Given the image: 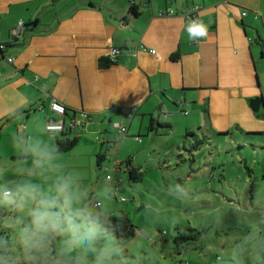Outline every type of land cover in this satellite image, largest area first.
Masks as SVG:
<instances>
[{"label": "crops", "instance_id": "obj_1", "mask_svg": "<svg viewBox=\"0 0 264 264\" xmlns=\"http://www.w3.org/2000/svg\"><path fill=\"white\" fill-rule=\"evenodd\" d=\"M195 6L200 26L183 15ZM199 27L205 35L191 31ZM263 43L264 0H0V44H7L0 51V136L55 143V132L45 130L52 98L67 116L89 114L75 132L95 162L98 153L110 160L102 148L116 123L128 135L160 136L201 129L205 115L217 132L233 124L260 131L264 113L255 114L248 100L260 96L264 107ZM113 47L120 52L101 66ZM162 108L172 120H162ZM151 118L169 130L149 132ZM116 160L111 166L120 172Z\"/></svg>", "mask_w": 264, "mask_h": 264}, {"label": "rangeland", "instance_id": "obj_2", "mask_svg": "<svg viewBox=\"0 0 264 264\" xmlns=\"http://www.w3.org/2000/svg\"><path fill=\"white\" fill-rule=\"evenodd\" d=\"M257 112L263 114L264 107ZM191 118L198 121L193 113ZM199 120L201 129L196 126L189 133L165 132L160 136L132 132L124 136L112 127L111 141L102 148L110 160L104 159L101 167L94 156L88 160L79 146L85 141L84 135L74 149L62 153L63 171L71 172L89 190V199L100 191L108 192V215L124 212L138 227L122 244L123 255L117 257L120 264H230L231 253L240 246L249 225L264 229V221L259 219L264 217V196L252 203L257 188L264 186V136L249 138L234 124L225 129L230 134L220 135L211 118L204 115ZM19 138L26 141L22 135L0 136V169L7 166L9 181L22 163L17 156L19 146L13 145ZM34 140L48 144L45 137ZM128 159L144 170L142 181L128 179ZM113 160L121 162L120 172L114 168L119 164L111 166ZM107 174L113 176V183ZM115 184L119 187L117 198L113 195ZM6 212L2 218L15 215ZM176 224L180 229L200 231L197 249L176 252L171 238ZM5 230L14 237L13 228Z\"/></svg>", "mask_w": 264, "mask_h": 264}, {"label": "clouds", "instance_id": "obj_3", "mask_svg": "<svg viewBox=\"0 0 264 264\" xmlns=\"http://www.w3.org/2000/svg\"><path fill=\"white\" fill-rule=\"evenodd\" d=\"M191 31L206 34L203 27ZM13 145L19 146L22 163L11 181L7 166L0 169V207L15 215L0 218V230L11 227L15 235L0 237V264H120L123 246L105 227L109 193L89 199V190L63 171L58 144L19 138ZM262 196L264 186L257 188L252 203ZM230 264H264V229L249 225Z\"/></svg>", "mask_w": 264, "mask_h": 264}, {"label": "trees", "instance_id": "obj_4", "mask_svg": "<svg viewBox=\"0 0 264 264\" xmlns=\"http://www.w3.org/2000/svg\"><path fill=\"white\" fill-rule=\"evenodd\" d=\"M129 12L133 15H137L139 13V9H138L137 5L132 4L129 7ZM4 45H5L4 47L7 46V44H4ZM262 45H263V52H262V54H263L264 53V43ZM0 51H2L1 48H0ZM111 62L112 61L108 58V56L106 58L102 57L99 59V64L101 66H107ZM261 103H262V100H261ZM160 114L163 116V114L161 112H160ZM170 114L171 113L169 112V114L166 117H168ZM255 114L258 115V112ZM161 126L164 127L167 125L161 124L160 122L151 118L148 130H149V132L150 131H157L159 129V127H161ZM237 128H239V127L237 126ZM116 131L118 132L117 129H116ZM240 131L243 132V134L249 138H252L253 136L254 137L255 136H257V137H261V136L263 137L264 136V129L261 131H245V130L240 129ZM125 132H126V130L124 132H118V133H124V136H128V134H125ZM186 133H188V132H186ZM230 133H231L230 130L223 131V132L222 131L216 132V134H220V135H225V134H230ZM55 136H56L55 137V144L59 145V150L61 153H65V152L70 151L79 141V133L72 131V130L61 129V130L55 132ZM105 158L106 157H105L104 153H98L96 155V165L98 167H101L102 162ZM125 165H126V172L128 175V179L130 181L140 182L144 179V170L141 167L133 166L131 159L126 160ZM106 178H107V176H106ZM107 180L110 181V178H107ZM117 185L118 184H115V186L117 187V190H115L114 194H113L115 198H117V193L119 191V187ZM121 200H123L122 197H121ZM6 211L7 210L5 208L0 207V218H2L3 216L6 215V213H7ZM0 224H3L2 220H0ZM105 227L108 229V231L110 233H113L115 235V237L117 238V243H119L121 245L123 243L127 242L129 240V238L132 237L135 234L136 230L138 229V227L132 223L129 216L124 212H121L118 215L112 214V213L109 214L108 215V221L105 223ZM199 232H200L199 230H196L195 228H192V227H186L184 229H180L176 224V226L174 227V234L171 237L172 242H173L174 246L176 247L175 248L176 252L178 253L180 251V249H182V248L197 249L196 239H197V234H199ZM6 234L9 237V234L5 230V228L0 230V237H4ZM182 263L186 264V262H181L179 264H182Z\"/></svg>", "mask_w": 264, "mask_h": 264}, {"label": "built area", "instance_id": "obj_5", "mask_svg": "<svg viewBox=\"0 0 264 264\" xmlns=\"http://www.w3.org/2000/svg\"><path fill=\"white\" fill-rule=\"evenodd\" d=\"M196 11H197V7L195 6L183 12V15L190 21L192 25L200 26L198 19L195 16H193V14ZM169 13H172V11H170ZM243 15H246V11L243 12ZM22 25L23 22L18 21L17 25L11 30V36L13 38L16 39L19 37ZM4 46H5L4 44L0 45L1 50L5 48ZM119 52H120L119 48L117 47L111 48L108 54V58L111 61H113L114 55L118 54ZM149 52L154 54L155 49H150ZM6 59L10 63L13 62V57L11 56L7 57ZM49 109L51 111V114L47 119L46 126L48 129L54 132L59 131L61 129L76 131L79 127L82 126L84 120H86L89 117V114L83 110H78L75 113L67 116L66 106L62 102H59L53 98L49 102ZM134 112H135V107L130 109L127 116L131 117ZM160 112L163 114L164 117H166L169 114V112L165 108H162ZM114 126L118 130V132H124L126 130V127L121 123H116L114 124ZM107 178H110V176L107 175ZM115 190H117V187L115 188Z\"/></svg>", "mask_w": 264, "mask_h": 264}, {"label": "water", "instance_id": "obj_6", "mask_svg": "<svg viewBox=\"0 0 264 264\" xmlns=\"http://www.w3.org/2000/svg\"><path fill=\"white\" fill-rule=\"evenodd\" d=\"M248 104L253 112H257L260 108L261 97L256 96L248 100Z\"/></svg>", "mask_w": 264, "mask_h": 264}]
</instances>
